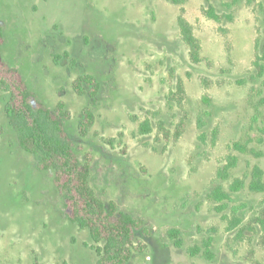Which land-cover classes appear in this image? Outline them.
<instances>
[{
	"label": "rangeland",
	"instance_id": "rangeland-1",
	"mask_svg": "<svg viewBox=\"0 0 264 264\" xmlns=\"http://www.w3.org/2000/svg\"><path fill=\"white\" fill-rule=\"evenodd\" d=\"M231 1L0 0V62L46 106L65 103L92 187L147 226L137 235L146 247L128 264H264V192L229 189L264 170V0ZM211 6L220 21L207 15ZM180 17L200 41L198 62ZM86 74L100 83L95 102L73 86ZM10 96L0 86V264H96L103 244L66 216L53 173L19 146L5 114ZM86 107L95 121L82 135ZM145 121L153 131L143 134ZM219 184L231 201L209 198ZM208 239L212 259L191 254Z\"/></svg>",
	"mask_w": 264,
	"mask_h": 264
},
{
	"label": "trees",
	"instance_id": "trees-1",
	"mask_svg": "<svg viewBox=\"0 0 264 264\" xmlns=\"http://www.w3.org/2000/svg\"><path fill=\"white\" fill-rule=\"evenodd\" d=\"M174 3H182L184 0H172ZM238 0H232L231 7ZM252 2V0H248ZM209 17L220 21L221 17L213 7L206 10ZM231 19V16H228ZM181 35L189 47L190 57L193 61L200 60L201 44L193 34L192 27L179 18ZM4 42L3 30L0 25V48ZM262 69L263 67L259 65ZM10 70V71H8ZM0 86L10 92V99L5 105V114L16 133L19 146L29 153L36 168L42 172H52L53 181L62 196L66 207V216L81 229H89L92 238L101 245L97 247L99 259L96 264H128L133 256L134 249L143 251L146 247L141 241H137L138 232H146L147 226L144 220L135 218L131 214L121 211L116 202L105 203L92 187L90 182L91 167L89 162H83L78 156L74 141L67 131V125L72 113L63 101L54 108L46 106L30 89L23 77L14 75L16 70H11L6 64L0 62ZM12 75H11V74ZM75 91L80 94H88L95 102L100 83L93 75H81L73 83ZM179 92L184 93V85L179 82ZM95 121L93 110L86 107L83 110L79 123V131L86 135ZM184 125V123H181ZM141 133L153 131L149 121L141 124ZM181 132V131H180ZM181 133H176V139ZM235 148L243 153L254 152L246 144L240 142ZM264 154H260L262 156ZM237 157H230L228 163L218 173L221 179H227L232 168L237 165ZM247 185L253 192H264V170L255 166L252 170L249 183L241 178H236L230 184V191L237 192ZM209 198L222 202L231 201V194L224 190L222 184L217 185L209 194ZM264 213V203L261 209ZM174 243L181 247L183 240L178 228L168 231ZM102 242V243H101ZM212 239L204 243L205 250L191 248L192 255L203 253L206 258L212 259L210 250Z\"/></svg>",
	"mask_w": 264,
	"mask_h": 264
}]
</instances>
